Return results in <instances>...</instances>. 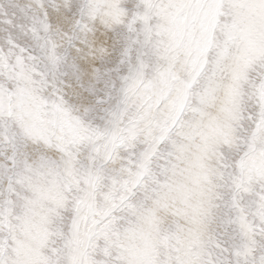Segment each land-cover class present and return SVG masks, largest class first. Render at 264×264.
Wrapping results in <instances>:
<instances>
[{"label": "snow or ice", "instance_id": "snow-or-ice-1", "mask_svg": "<svg viewBox=\"0 0 264 264\" xmlns=\"http://www.w3.org/2000/svg\"><path fill=\"white\" fill-rule=\"evenodd\" d=\"M0 264H264V0H0Z\"/></svg>", "mask_w": 264, "mask_h": 264}]
</instances>
